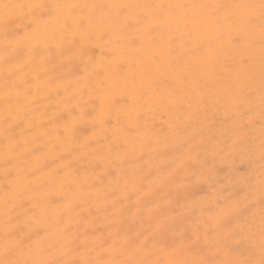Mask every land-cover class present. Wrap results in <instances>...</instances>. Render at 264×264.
<instances>
[{
	"label": "rangeland",
	"instance_id": "obj_1",
	"mask_svg": "<svg viewBox=\"0 0 264 264\" xmlns=\"http://www.w3.org/2000/svg\"><path fill=\"white\" fill-rule=\"evenodd\" d=\"M133 1L129 4L249 2ZM253 4H259V0ZM129 12L133 16L129 22L134 27H127V37L122 35L124 30L117 31L115 44L108 43L102 35L98 38L91 34L80 41L63 33L61 43H47L44 52L49 65L45 67V80L39 82L42 87L36 83V102L31 105L30 101L21 100L26 97L18 96L9 106L13 124L11 139L5 136L6 116L0 119V258L6 244L14 243L10 239L6 241L7 228L15 233L16 239L24 241L22 252H18L24 259H104L160 264L191 261L200 258L186 247L192 236L200 238L199 247L204 249L200 255L226 260L232 257L216 241L232 231L237 221L233 219L229 225L227 219L240 212L251 225L244 233L240 250L246 256V250L253 248V258L259 261L260 218L264 214L259 183L264 52L258 10L251 23L246 19L247 10L240 9L188 10L195 23L187 25L166 21L157 14L152 22L164 27V33L160 27L150 32L143 24L135 25V17L143 15V10L133 8ZM103 20H98L97 29L106 25ZM27 22L14 16L10 22L14 30L9 28V31L22 36L30 29ZM2 24L0 30L4 29ZM24 26H29L28 30ZM2 33L0 40L4 43L0 45L7 42ZM143 34L150 40L149 46L137 39ZM170 38L175 45L174 53L167 50L166 42ZM147 47L152 61L159 64L158 72L163 74L160 82L167 85L163 94L168 98L172 97L167 93L177 95L184 86L182 82L188 78L195 90H199L195 78L202 84L203 80L211 82L203 103L196 97L190 102L198 109L196 114H190L184 102L174 108L171 101L164 107L152 105L151 110H147L146 102L125 110L123 105L128 107L134 100L129 86L122 90L124 102L112 92L113 103L99 107V97L113 90L114 85L110 83L113 78L104 80L106 62L103 59L106 56L114 60L126 58L125 63L116 62L107 71L114 73L116 68L122 75L124 70L133 67L129 52L139 57ZM105 49L111 52L104 53ZM34 61L31 65L37 64L33 68L37 70V59ZM191 75H194L192 79ZM125 81L135 92H142L135 77H126ZM215 83L223 90L217 99L213 92ZM23 95L32 96V92ZM10 98L14 100L12 95ZM208 105L211 112L205 113ZM179 109L184 116L180 117L179 125L170 128ZM21 118L27 119L26 127ZM125 124L127 128H123ZM191 126L194 128L190 129ZM119 128L127 135V145L121 142L120 134L114 133ZM206 131H209L208 137L203 135ZM216 136L219 147L213 141ZM6 160L11 163L6 164ZM6 170L11 175H6ZM6 200L9 208L15 205V211L9 214L12 218L9 225L5 224ZM217 224L220 227L213 231L210 226ZM130 240L139 244L147 241L148 246L129 248Z\"/></svg>",
	"mask_w": 264,
	"mask_h": 264
},
{
	"label": "bare ground",
	"instance_id": "obj_2",
	"mask_svg": "<svg viewBox=\"0 0 264 264\" xmlns=\"http://www.w3.org/2000/svg\"><path fill=\"white\" fill-rule=\"evenodd\" d=\"M246 1H249L248 4H253L254 2L256 3L258 0H256V1L255 0H253V1L252 0H246ZM46 2H48V4H46ZM129 2H132V0H0V4L8 3V4H45V5H54V4H58V5L129 4ZM133 2L138 3L137 0H134ZM152 4H154V2ZM167 4H170V3L167 2ZM130 10H132V9H130ZM30 12L31 13L33 12V13L31 14ZM0 13H2V9H0ZM39 13H40L39 9H36L35 11H33L31 9L17 10L13 14V18H14V16H15V18L20 16L22 18V20H28L27 23H30V29H29V31H24L22 36H16L15 33L12 32L13 33V37H11L9 39V41L5 42L6 44L0 45V107L3 110V112L0 113V119H4V117L6 115L11 116V112L9 111V106L12 104V102H16L15 99L19 98L18 96L26 97V99L22 98L21 99L22 101L28 100V101H30V103H32V102L35 103L36 102L34 100L35 96L37 95L36 94V89H37L36 83L38 84L41 80H45V79H43V77H45V71H46L45 67L49 65V59L47 58V56L45 55V52H44V50L47 48L46 44L50 43L52 45H57L58 43H61V40H62V37L60 35L61 33H63L67 38H71V37L75 36L80 41L84 40L87 36H89L91 34H95L98 38H99V35H102L103 37L104 36L106 37L107 42L111 41L110 42L111 44L117 43V41L115 39V33L117 31L124 30L123 33H122L123 37L128 34L127 27H125V25H123L125 23V21L121 17H119L117 15V10H115V9H112V10L105 9V10H101V11H97V10L90 9V8H79V9H76L75 10V16L77 17V19L69 18L67 26L64 23V19H65L66 16H69V14L72 13L71 9L59 8V9L56 10V13H55L54 16H52V17L43 16V17H41L39 19V21H37L36 17L39 16ZM80 16L91 17V22L90 23L80 24L78 22V17H80ZM128 16H129L130 19L133 17L130 12H128ZM116 17L118 18V20H115ZM99 19H104L103 20L104 23H106V22L107 23H106L105 26L101 27L100 29H97L99 27L98 24H97ZM0 23H3L2 20H0ZM27 23L24 24V25H29ZM110 24H111V27L108 26ZM12 27H13V25H11L9 23V28L14 30ZM28 28H29V26L28 27L24 26V29L28 30ZM163 28L164 27H162V26L160 27V30H161L162 33H164ZM100 31H102V33ZM2 32H4L3 28L0 30V34ZM136 32H138V31H136ZM161 32H159L158 35H156V38H158V39L161 38ZM123 37L120 39L121 42H122ZM137 39L141 43H143V44H145L147 46H149V44H150V40L144 34L143 35H139ZM3 41L4 40H0V43L3 44L4 43ZM169 41H171V43ZM169 41L166 42L169 45V46H167V50H168L169 53H174L175 45L173 44V41L171 40V38H170ZM7 44H10L12 46V48L10 49V45H7ZM106 45H109V44H106ZM111 47H113V45H111ZM137 50L139 52H141L140 49H137ZM142 51L143 52H141L139 57L134 55L133 54L134 52H132V51L129 52V54L131 56V59H132V64H133L132 66L133 67L130 68V69L124 70L122 72V75H119L120 74L119 71H118L119 69H116V68H115V71L113 70L114 73H108L107 71H108L109 68L110 69L114 68V65L116 64V62L122 61V63H125L127 61L126 58L121 57V58H119L117 60H114L113 58L107 59V56H106V58L103 59V61L106 62L105 65H104V70H105L104 80L107 81L108 78H113V80L110 83H111V85H112V82L114 83V85H112L114 91L110 90V91H108V93H106L103 96L99 97V99H98L99 107L103 108L106 105L107 102H109L111 104L113 103V102H111L112 92L113 93L114 92L117 93L118 94L117 96H119L121 98V102H124L123 94L125 93V91L122 92V90L123 89H127V86H129V88L134 92V94H133V99L134 100L129 103L128 107L126 105L125 106L123 105L125 110L127 109L129 111V110L132 109V106L139 105L141 102H146L147 106H148L147 110H151L150 107L152 105H154V106L155 105H160V106L164 107L165 105H167V102L171 101L172 106L174 108L178 107L179 105H181L184 102L185 105L184 104L183 105L187 106L189 108V110H190L189 113L190 114H196L198 109H196L194 105L190 104V102L192 101L193 97L194 98L196 97L197 100H202L201 103H203V101L205 100L206 95L208 93V87L207 86L208 85L210 86L211 82L209 84V82H206L207 80H203L205 83L202 84V83L199 82V78H195L196 88L199 89V90H195V88H191V85L188 82V81H190L189 80L190 78H188L187 81L182 82V83H184V86L180 88L181 90L179 91V93L177 95H174L172 92H168L167 94H170L171 97H172V98H168L167 96H165L163 94V91L167 87V85H164V84H162L160 82L161 79H163V74H162V72L161 73L158 72V68H159L158 62L157 61H152V59L150 58V50H149L148 47L146 49H143ZM105 52L108 53V52H111V51L109 49H105L104 53ZM180 56H182V55H180ZM114 57H117V55L115 54ZM252 57L254 59V57H256V55L253 54ZM36 59H37L36 63H38V68H37V70H33V68L37 67L36 66L37 64L36 65H34V64L31 65V62H33ZM177 75H179V74H177ZM126 77H130V78L135 77L136 82L139 85V88L142 89V92H140V93L139 92H135L134 88L132 87V85H127L126 81H125ZM192 77H194V75H191V79H192ZM180 79H181V77H180ZM181 80H183V79H181ZM170 82L172 83V80ZM38 87L39 88L42 87V84L39 83ZM30 91L32 92V96L23 95V94H29ZM199 91H201V94H200ZM213 92L215 93L214 94V98H216V99L223 95V90L221 89L219 83H215L213 85ZM191 93H193V94H191ZM11 95H12L14 100H12L10 98ZM5 97L8 98L7 101H6ZM178 100H179V104H177ZM159 102H160V104H159ZM175 102H176V104H175ZM214 102L215 101H213V103ZM33 103L31 105H33ZM15 104L16 103H13V105H15ZM17 109H19V111L22 112V109H20V107H18ZM201 109L203 111H205L202 107L200 108V110ZM210 109L211 108L209 106L208 110H206L205 113L207 111L211 112ZM101 110L103 111L104 109H101ZM125 110H123V112H126ZM181 116H184V112L182 110H180L178 115H176V117L174 119H172L173 120V125H170L169 127L173 128V127H176L177 125H179ZM237 118H238V116H237ZM206 119H207V117H206ZM21 121L23 123V127H26L27 119L21 118ZM166 122H167V120L164 121V124H166ZM127 127H128L127 124L123 125V128H127ZM192 127L193 126H191L190 129H192ZM123 128L114 129V133L116 135L120 134L121 135V138H120L121 142L124 145H127V135L125 134V131L123 130ZM229 130H231V129H229ZM233 130H234V128H233ZM203 133H204L203 135L205 137L209 136V131H206V132H203ZM219 133H222V132L220 131ZM33 137L34 136H32V138ZM194 141H195V139L192 142H194ZM213 141H214V144L217 145L216 147L220 146L219 145L220 143L218 142V136H216ZM205 149H204V151H205ZM222 149H224V148H222ZM233 150H231V151H233ZM214 151H215V149H214ZM217 152H219V151H217ZM195 153H196V151H195ZM204 153H206V152H204ZM232 153H230V154H232ZM174 154H175V152H174ZM183 156H184V154H183ZM232 156H234V155H232ZM179 158H180V156H179ZM188 159H190V158H188ZM222 161H223V158H222ZM232 162L233 161H231V163ZM185 166H186V164H185ZM219 166H220V164H219ZM260 166H261V164H260ZM257 167H258V165H257ZM254 172H256V170ZM259 174H261V172ZM254 184H255V182H254ZM254 190H255V188H254ZM256 190H257V188H256ZM168 191H169V189H168ZM253 192H255V191H253ZM211 193H213V192H211ZM174 194H176V193H174ZM208 197H210V196H208ZM172 199H174V198H172ZM235 202H237V201H235ZM244 203H245V201H244ZM199 208H201V207H199ZM203 209H201V211ZM234 210H235V208H234ZM126 212H124V213H126ZM227 213H228V211H227ZM219 214H221V213H219ZM203 216H205V215H203ZM219 217H220V215H219ZM209 221H210V219H209ZM256 239L258 240V238H256Z\"/></svg>",
	"mask_w": 264,
	"mask_h": 264
},
{
	"label": "snow or ice",
	"instance_id": "obj_3",
	"mask_svg": "<svg viewBox=\"0 0 264 264\" xmlns=\"http://www.w3.org/2000/svg\"><path fill=\"white\" fill-rule=\"evenodd\" d=\"M59 8H68L72 10V13L69 16H66L64 19V23L67 26L69 18L77 19L75 16V10L79 8H90L97 11L101 10H117V14L125 21V27H134L132 23H130V18L128 16V12L130 9H141L143 10V15L138 14L135 17V25L143 24L146 26L147 30L150 32L158 31L160 25L158 23L152 22V17L155 15H159L163 17L166 21H175L176 23H184L187 25L188 23H195L194 19H191L188 15V10H197V9H213V10H221V9H240L247 10L246 19L247 22L251 23L256 19V11L259 12L260 18V30H261V47L262 52H264V0H259V4H215V5H205V4H92V5H45V4H0V9H2V13H0V20L3 22L4 27V35L6 41H9L11 37H13V33L9 31V23L13 18V14L17 10L23 9H31L35 11L36 9L40 10L39 16L36 17V20L43 16L52 17L55 15L56 10ZM151 13V15H150ZM78 22L80 24L90 23L91 17H78ZM171 43V41H169ZM6 101L8 100L5 97ZM261 120L264 121V89L261 92ZM12 117L6 115L5 123L8 125L5 128V136L8 139H11L10 133L13 127L11 123ZM261 132V195L264 197V122L261 124L260 128ZM6 164H10V160H6ZM6 175H11L10 170H6ZM264 202V201H262ZM9 201H5V224L9 225L11 223L10 212L15 211V205L9 208ZM235 219L237 223L232 228V231L227 233L222 239L217 240L216 243L220 247L221 250L225 251L226 254H229L232 258L226 260H212L207 258V255H200L204 253V249L199 247L200 238H188L186 247L193 250L194 254L199 255V259H194L191 261H177L172 260L169 261L168 264H264V214L261 215L260 219V259L259 261L255 260L253 257L255 255V251L253 248H248L247 255H244V252L241 251V247L243 245V241L245 239L244 233L246 229L250 228L251 225L247 220L243 218V215L240 212H236L234 216L229 217L227 219V224L231 225L232 220ZM212 230L215 231L216 228H219L220 225L217 224ZM6 241L13 240L14 243L6 244L3 252V258H0V264H160V262L156 261H116V260H104L97 259L95 261L91 260H72V261H56V260H44L37 258L24 259L18 255V252H22L24 247V241L18 240L15 237V233L11 230H7L5 232ZM148 242L144 241L143 244H139L136 240H130L128 242L129 248L134 247H147ZM75 250V249H74Z\"/></svg>",
	"mask_w": 264,
	"mask_h": 264
}]
</instances>
